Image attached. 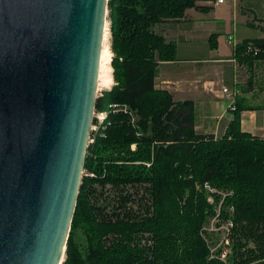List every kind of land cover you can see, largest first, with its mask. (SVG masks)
<instances>
[{"label":"trees","instance_id":"1","mask_svg":"<svg viewBox=\"0 0 264 264\" xmlns=\"http://www.w3.org/2000/svg\"><path fill=\"white\" fill-rule=\"evenodd\" d=\"M201 1H107L114 84L95 103L106 116L90 135L62 264H223L202 235L217 204L233 225L228 263L264 264V140L236 120L221 138L198 134L192 102L154 85L176 57L154 28L207 10ZM234 58L252 83L264 37L236 44Z\"/></svg>","mask_w":264,"mask_h":264},{"label":"water","instance_id":"2","mask_svg":"<svg viewBox=\"0 0 264 264\" xmlns=\"http://www.w3.org/2000/svg\"><path fill=\"white\" fill-rule=\"evenodd\" d=\"M108 0H0V264H62Z\"/></svg>","mask_w":264,"mask_h":264},{"label":"crops","instance_id":"3","mask_svg":"<svg viewBox=\"0 0 264 264\" xmlns=\"http://www.w3.org/2000/svg\"><path fill=\"white\" fill-rule=\"evenodd\" d=\"M208 1L198 3L207 10L189 9L181 20L163 22L154 28L176 47L175 59L158 65L155 88L167 91L175 102H192L198 134L221 138L229 124L236 120L241 132L264 140V78L252 83L244 81L242 72L245 67L234 58V46L241 42L227 38L221 44L216 41L215 48L209 47V37L218 36L220 32L212 26L214 19L209 18L208 13L215 6L224 5L225 0L214 5ZM251 1L239 0L238 3L231 0V7L239 6L241 14H254L255 11L258 15V6ZM256 1L261 4L259 20L264 23V0ZM262 37L263 33L259 38ZM260 65L264 66V62H258L255 71ZM223 88L238 91L234 98L235 109L223 97Z\"/></svg>","mask_w":264,"mask_h":264},{"label":"rangeland","instance_id":"4","mask_svg":"<svg viewBox=\"0 0 264 264\" xmlns=\"http://www.w3.org/2000/svg\"><path fill=\"white\" fill-rule=\"evenodd\" d=\"M237 1L239 3V0H236V2ZM208 2L212 5L215 4L214 0H209ZM251 2L252 4H256L254 6H258L257 8H258V11L260 12L258 15L256 14L255 11H254V14H241L239 6L236 5L235 8L231 7V0H225L224 5L215 6L213 10L209 11L208 17L214 19L212 20V26L216 28L217 30L216 32H220L218 36H216L217 42L219 41L221 44L223 43V41H226L227 38L235 39V41L242 42L244 39L259 38L262 35L261 27L264 26V23H262L263 21L261 19L259 20V15L261 14V4L259 3V1H256V0H252ZM262 5L264 7V3H262ZM254 17L256 19H254ZM250 24H254V25H250ZM106 27L109 28V23L107 20H106ZM107 28H106V31H107ZM106 31L104 35V43H103V48H102V51L104 49V58H102L103 56L102 53H101V58H100L99 74L100 72H102L101 76L105 75L104 67L107 65L105 61L106 58L110 54L112 58L111 38H110L109 31L107 32ZM208 42H209V39H208ZM110 65H111V62H110ZM253 74H254L253 80H256L257 82L262 80L264 78V66L260 65L256 71L254 70ZM242 76H243L244 81L248 83V75L245 69L242 72ZM112 79H113V69H112ZM113 84H114V80H113ZM98 87H99L100 92L99 91L97 92L98 93L97 96L99 97V95L101 96L102 92H104L105 89L103 87H100L99 85ZM105 195L112 196V193L106 192ZM207 201L210 204H214V201L211 197H208ZM218 208H219V205L217 204L214 209L217 210ZM213 216L209 218V222L207 223L208 225H205L204 226L205 228L202 231V235L204 236L203 239L206 243L208 252H209V248L212 247L211 245L216 246L218 244L217 242L221 239V235H223L224 233L223 228H221L219 231H216L218 224L220 223L218 227H221L226 224V221L223 222L222 220L219 221L218 223H217V220L213 221L215 219ZM212 223L214 224V229H215L214 231L210 230V226ZM229 255L230 254H228V256ZM228 256H227V259H228ZM209 257H210V252H209Z\"/></svg>","mask_w":264,"mask_h":264},{"label":"built area","instance_id":"5","mask_svg":"<svg viewBox=\"0 0 264 264\" xmlns=\"http://www.w3.org/2000/svg\"><path fill=\"white\" fill-rule=\"evenodd\" d=\"M223 1L224 0H215V3L216 4H222ZM107 27H106V23H105L104 31H106ZM108 30H109V28H107V31ZM221 93H222V95H223V97L225 99H227L229 102L232 103L231 104V108L235 109V107H234V98H235V96L238 95V91L237 90L230 91L227 88H223L221 90ZM116 107H117L116 105L113 106V108H116ZM105 116L106 115L104 113H96V112H94L93 123L91 125V132H94V131L97 130L98 124H100L104 120ZM95 120L97 121V123H94ZM92 141L93 140L89 138V144L92 143ZM134 148H135V146H132V149H134ZM219 217H220V211H219V208H218L216 210V214L214 216L215 219L213 218L214 220L213 219L212 220L213 221L217 220V223H218L220 221ZM232 226L233 225H232V223L230 221H227L226 224L221 226V227L217 226L216 231H219L221 228H223L224 229V233H223V235H221V239L217 242L218 244L216 246L215 245H211L212 247L209 248V252H210L209 260H218V261H220V262H222L224 264H228L227 256L231 252L229 237H230V234H231ZM210 230L211 231L215 230L213 223L210 226Z\"/></svg>","mask_w":264,"mask_h":264},{"label":"bare ground","instance_id":"6","mask_svg":"<svg viewBox=\"0 0 264 264\" xmlns=\"http://www.w3.org/2000/svg\"><path fill=\"white\" fill-rule=\"evenodd\" d=\"M104 35H105V31H104ZM104 35H103V40H102V48H103V43H104ZM102 48H101V53L103 54L102 58H104V49L102 51ZM100 58H101V55H100ZM106 66L104 67L105 71H104V76H101V73L98 74V82H97V90L99 91V87H103L105 90H109L112 85H113V79H112V68H111V65H110V62H111V54L108 55V57L106 58ZM104 63V62H103ZM99 69H100V65H99ZM101 81V82H100Z\"/></svg>","mask_w":264,"mask_h":264}]
</instances>
